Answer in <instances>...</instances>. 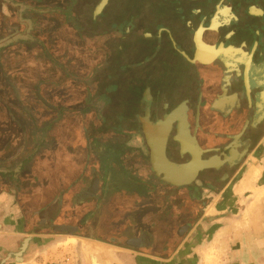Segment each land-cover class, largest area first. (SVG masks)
I'll use <instances>...</instances> for the list:
<instances>
[{"label":"crops","instance_id":"obj_1","mask_svg":"<svg viewBox=\"0 0 264 264\" xmlns=\"http://www.w3.org/2000/svg\"><path fill=\"white\" fill-rule=\"evenodd\" d=\"M49 1L56 4L0 0V30H7L0 38V264H43L66 255L71 264H264V152L250 170L254 180L228 183L218 194L205 192L208 202L193 216L181 208L183 200L195 205L155 175L138 131L92 134L83 121L100 125L101 119L75 116L74 108L82 104L71 97L77 89L65 80L89 74H79L74 65L91 49H72L67 68L60 54L51 57V81L39 75L29 84L12 83L14 71L4 57L24 43L38 46L27 33V23H37L35 14H46L49 25L63 17L57 26L79 29L75 15L81 0H64L65 6ZM101 2L91 21L107 27L102 18L115 9L109 0L98 13ZM137 4L122 2L116 11L133 13ZM66 88L67 100L61 95ZM90 93L84 107L101 109L105 90ZM129 118L118 120L135 125ZM259 147L264 148V137ZM54 225L77 233L54 232ZM59 238L62 244L56 243Z\"/></svg>","mask_w":264,"mask_h":264},{"label":"flooded vegetation","instance_id":"obj_2","mask_svg":"<svg viewBox=\"0 0 264 264\" xmlns=\"http://www.w3.org/2000/svg\"><path fill=\"white\" fill-rule=\"evenodd\" d=\"M160 1L148 0L152 4L144 6L147 0H138L134 12L116 24L121 42H132L131 51L119 47L124 57L117 86L129 91L119 104L140 126L136 133L143 139L140 118L145 116L147 94L153 123L188 106L191 134L206 152L203 160L238 152L233 163L202 171L189 186L161 181L201 207L208 202L205 192L218 194L230 183L233 171L259 148L264 136V0ZM123 58H130L127 67ZM176 129L175 123L167 155L185 164L191 157L181 155ZM185 226L190 228V222ZM78 233H84L81 227Z\"/></svg>","mask_w":264,"mask_h":264},{"label":"rangeland","instance_id":"obj_3","mask_svg":"<svg viewBox=\"0 0 264 264\" xmlns=\"http://www.w3.org/2000/svg\"><path fill=\"white\" fill-rule=\"evenodd\" d=\"M99 1L100 0H81L79 10L75 15L76 19L79 20L77 22L79 25V29L77 30L75 29V27H70L68 24L64 27H62L63 25L57 26V22L60 23L64 21L63 17H60L59 19L56 18L57 22L49 25L46 23V21L49 19V17H46V14H41L42 17H40L39 13L35 14L34 17L37 23L35 25L34 23H27L29 26V28H27V33L32 35V38H34L32 40L34 42H36V39L38 40V46H35L34 44L27 45V43H24L23 46H21L20 48L18 47V50L15 48L12 50V52H9L8 50L4 57V61L6 66L8 68H12V70L14 71L11 72L13 77V84H29L35 82L39 75L44 77V79L51 81V78L54 76V72H52L51 68V57L60 54V63L65 68H67L69 63L68 57H70L69 52H71L72 49L74 50L75 48V50L79 49L80 51H84L86 50V48L91 49L87 51L86 57L79 56V59H81L79 60V64L74 65V67L76 66V68L79 69L77 71L79 74L82 75L84 72L89 74L87 76H78L76 80L74 78L65 80V86L71 85L73 89H77L75 94H70L71 97L74 99V101H76V104H82V106L78 107L76 105V108H74L76 114L75 116H89V118L92 116H98L101 119L102 122L100 125L99 123L92 122V124H90L87 121H83L82 124H85V126L87 125L89 132L92 134L101 132L111 135L115 132L125 134L129 132L140 131V126L125 124V121L121 122L120 120H118L120 116H126L125 108L122 107V104H119V101L121 102L122 97L126 99L125 95L129 94L127 87L117 86L121 84V72L117 71L119 70L120 63L122 62L121 57H124L119 51V47L121 45H124L125 48L131 51L132 45L129 44H132V42L129 40L121 42V40L119 39L121 35L120 30L117 28L116 24L119 20H121L122 16L126 18L128 16V13L126 15H122V12H118L116 11V9H120L119 5L122 2L125 3V1L130 0H112V7L110 8L113 10L115 9L114 12L108 11L106 12L104 18H102V23L103 21H106L107 27H100L99 24L94 25L91 21L94 18V10ZM120 1L121 3L119 4ZM43 4L51 6V4L56 3H52L49 0H44ZM59 4H64L63 6H65L66 1L60 0ZM81 4H84V6ZM1 14L0 23L3 22V18H1L3 14ZM29 16H31V14H29ZM30 18L31 17H28L27 19ZM4 34L7 35V30H0V38H2ZM12 36L14 39H16L14 33L12 34ZM79 37H85V43L82 40L80 41ZM99 38H102L101 41ZM40 47L43 48L42 56ZM129 59L124 60L125 67L128 66L130 62ZM42 68L45 72H40ZM18 70H20L21 72H18ZM123 72L124 75H127L126 68ZM126 78L127 77H125V81ZM128 80L130 81L129 78ZM67 90L68 88L64 89V91L62 92L63 94H61L65 100H67ZM92 90L93 92L95 90H101L102 92L105 90L106 92L105 96H107L108 98L104 99L103 97L101 104L104 105H101V109L99 108L97 110V107H94L93 109L84 107V103L87 102V99L90 100L91 98L92 94L90 92H92ZM84 110H87V113H83ZM262 131L264 132V126ZM263 137L264 136H262L261 139ZM263 149L264 148L259 147L254 150L255 152H252V154L249 155L246 161L242 162V164L237 167L235 171H233V177L231 178L230 183H237L238 181L247 183L254 180V174L250 170L251 168H253V166L257 167L258 165H260V159L264 152ZM179 201L181 200H178V202ZM183 202L184 203H182L181 209L187 211L193 216L196 214V211H198L202 207H198L196 205L193 207H191L192 205L186 206L185 200H183ZM195 219L194 221H196ZM63 240V238H59L57 239L56 243L62 244L64 242ZM73 242H70V244H74ZM68 258H70V256L66 255L61 259H57L56 261L46 262L43 264H71L69 263ZM72 264H75V262H73Z\"/></svg>","mask_w":264,"mask_h":264},{"label":"water","instance_id":"obj_4","mask_svg":"<svg viewBox=\"0 0 264 264\" xmlns=\"http://www.w3.org/2000/svg\"><path fill=\"white\" fill-rule=\"evenodd\" d=\"M109 0H102L97 8L100 13L108 4ZM39 100L47 107L52 108L38 93ZM147 107L145 116L140 118L142 123V134L147 147L150 151L151 166L155 175L164 183L173 187H186L194 183L204 170L219 168L225 163H233L234 156L238 152L234 149L231 155L222 154L208 160H203L206 153L199 145L195 136L191 134L190 123L188 119L189 107L182 105L170 114L164 116L162 120L156 123L150 121L151 98L147 94ZM176 123V136L174 140L180 146L182 156L189 155L191 160L185 164L172 162L167 155L168 141ZM242 156V155H241ZM97 183L94 184V187ZM94 191V190H93ZM92 191V193H93ZM52 230L58 233H67L73 236L77 229L69 226H52ZM135 240L128 242V246H134ZM26 241L24 248L27 247Z\"/></svg>","mask_w":264,"mask_h":264}]
</instances>
